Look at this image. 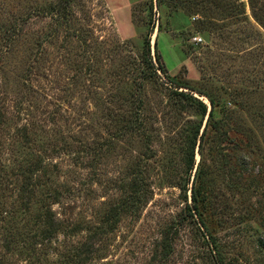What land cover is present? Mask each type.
Wrapping results in <instances>:
<instances>
[{
  "label": "rangeland",
  "instance_id": "1",
  "mask_svg": "<svg viewBox=\"0 0 264 264\" xmlns=\"http://www.w3.org/2000/svg\"><path fill=\"white\" fill-rule=\"evenodd\" d=\"M170 1L0 0L5 264H73L103 226L112 231L94 240L88 264H214L211 235L224 264H264V29L247 0L246 9L241 0H224L217 14L195 6L199 0ZM223 10H246L249 20H222ZM152 28L157 73L145 54ZM195 36L203 42L195 44ZM189 88L209 110L199 92L227 105L236 130L255 132L248 153L257 165H249L248 178L258 179V191L242 194L215 175L216 208L203 212L206 227L196 217L183 220L185 203L174 187L186 174L187 128L202 119L197 109L176 104L174 91ZM138 115L147 137L122 133ZM25 126L30 142L20 134ZM35 162L43 169L26 209L22 174ZM138 162L148 170L150 201L107 223ZM47 215L62 229L44 241ZM167 226L173 249L162 256L156 245Z\"/></svg>",
  "mask_w": 264,
  "mask_h": 264
},
{
  "label": "trees",
  "instance_id": "2",
  "mask_svg": "<svg viewBox=\"0 0 264 264\" xmlns=\"http://www.w3.org/2000/svg\"><path fill=\"white\" fill-rule=\"evenodd\" d=\"M247 1L251 8L253 19L264 29V0ZM221 2H224V5L226 6V1L224 0H199V3L195 4V6H200L207 12L213 11V13L217 14L215 9L219 8V3ZM161 3L162 0H159V5ZM170 3L175 4L174 0H171ZM240 4L246 9L245 2L241 0ZM219 14L222 15V20H241L242 18H246V22L249 20V15H247L246 10L241 14H239V12L237 14H229L228 11L223 10ZM210 24L213 26L216 25L213 22H210ZM153 32L154 28L151 29L150 35L145 41V54L147 55L146 62L149 69H152L157 73L159 69L155 67L151 55L150 36ZM189 89L191 90L190 92L174 91L177 98L176 104L180 109H188L189 107L197 109L201 113L202 119L198 124L190 125L187 128L184 136L185 148L182 150V164L186 170V174L184 178H180L179 182H177L174 187L177 186L182 192L183 201L185 203V208L183 210H185V217H188L187 219L183 217V220L191 218L195 222L194 218L196 217L198 220L197 222H200L206 227L203 212L211 208H216L212 205V197H215L217 191L214 188L215 175L224 178L230 189L241 192L242 194H247V191H258L259 188L256 186L258 179L252 180V177L248 178V176H251L249 165L252 166L254 164V168L257 165L255 163V158L253 164H250L251 155L248 153V150L252 145L249 144V142L252 140V134L255 132L236 130V128L233 127L234 123L232 122L233 113H231V110L230 112L227 110V105L224 106L225 104H223L220 106L215 97L210 94L207 95L203 92H199L200 96L204 95L209 100L211 105L209 110V106L192 93L196 91L191 88ZM218 107L223 109V115L220 117L216 113ZM206 116L208 117L204 124ZM124 127L122 133L135 131L137 134L147 137L144 123L141 122L139 115L133 123L125 124ZM27 130L28 129L25 126L21 129L20 134L23 133L26 137V142H30ZM244 137H246L247 140ZM149 143H151V140L148 141V144ZM147 150H149V148H147ZM198 154L200 156V161L197 164ZM148 159H150V157H148ZM42 169V162H35L22 174L24 185L21 188L22 192H20V195H25L27 203L26 209H28L27 206L32 198L31 193L33 187L37 186V181H39L37 177L42 172ZM147 171L146 165L140 162L134 166L130 178L124 180L122 186H120V189L124 194L120 198L119 203L116 204L114 209H112L107 216V223L118 219L119 215H123L124 213H139V211L150 201V198L152 197V195H150L151 188L147 179L144 177L146 176ZM2 179H4V176H2L0 172V181ZM2 187L3 183L0 182V196ZM188 193H190V195H188ZM44 219L45 229L42 231L40 237L45 241L51 239L60 232L62 225L54 222L52 215H47ZM41 222L42 220L40 223ZM111 229H113V227H111ZM172 230V227L167 226L161 239L157 242L156 247L160 250L162 256H168V254L172 252L174 241V232ZM109 231L112 230L105 229L104 226L97 228L94 236L79 247L75 261L76 263L73 260H71V262L73 264H88L93 259L96 252L94 240L98 236ZM210 237L211 241L208 245L211 247V256L215 259L214 264H224L219 258V253H217L218 243L212 235ZM0 264H5L1 258Z\"/></svg>",
  "mask_w": 264,
  "mask_h": 264
},
{
  "label": "built area",
  "instance_id": "3",
  "mask_svg": "<svg viewBox=\"0 0 264 264\" xmlns=\"http://www.w3.org/2000/svg\"><path fill=\"white\" fill-rule=\"evenodd\" d=\"M193 41L195 44H201L203 42V39L200 36H195L193 38Z\"/></svg>",
  "mask_w": 264,
  "mask_h": 264
}]
</instances>
